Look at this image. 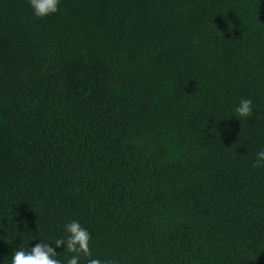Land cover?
Returning <instances> with one entry per match:
<instances>
[{
  "label": "trees",
  "instance_id": "16d2710c",
  "mask_svg": "<svg viewBox=\"0 0 264 264\" xmlns=\"http://www.w3.org/2000/svg\"><path fill=\"white\" fill-rule=\"evenodd\" d=\"M261 147L264 0H0V264H264Z\"/></svg>",
  "mask_w": 264,
  "mask_h": 264
},
{
  "label": "clouds",
  "instance_id": "9594fccd",
  "mask_svg": "<svg viewBox=\"0 0 264 264\" xmlns=\"http://www.w3.org/2000/svg\"><path fill=\"white\" fill-rule=\"evenodd\" d=\"M61 0H29L33 14L43 18L59 11ZM253 102L241 98L235 106V114L247 118L253 114ZM254 167L264 165V147L255 153ZM66 235L53 239H40L30 250L17 248L12 252L10 264H80L82 256L87 258L85 264H116L114 260L92 257L90 249L91 233L79 220H70L63 225ZM55 245V247H53ZM63 245V250L72 253L66 260L57 258L56 248Z\"/></svg>",
  "mask_w": 264,
  "mask_h": 264
}]
</instances>
